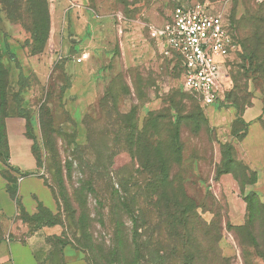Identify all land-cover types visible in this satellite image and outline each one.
<instances>
[{
    "label": "rangeland",
    "instance_id": "1",
    "mask_svg": "<svg viewBox=\"0 0 264 264\" xmlns=\"http://www.w3.org/2000/svg\"><path fill=\"white\" fill-rule=\"evenodd\" d=\"M200 1L243 40L246 12L264 5ZM178 2L88 0V20L63 32L52 30L49 0H0V123L26 118L44 179L57 164L68 194L84 200L72 196L76 223L65 227L54 195L48 210L63 237L39 240L40 264H64L65 248L88 264H264V79L235 52L221 100L204 106L185 91L180 60L163 57L146 29L168 21ZM82 50L90 52L82 64L93 75L90 102L65 71ZM254 104L259 138L254 129L246 136L242 118ZM159 154L168 175L157 191L143 162ZM23 223V235L38 229Z\"/></svg>",
    "mask_w": 264,
    "mask_h": 264
},
{
    "label": "crops",
    "instance_id": "2",
    "mask_svg": "<svg viewBox=\"0 0 264 264\" xmlns=\"http://www.w3.org/2000/svg\"><path fill=\"white\" fill-rule=\"evenodd\" d=\"M87 4L88 0H49L52 30L57 28L66 32L71 28L76 30L75 26H82L84 21L88 20L84 19V15L88 16ZM63 47L67 49L65 44ZM71 62L65 64V71L72 75L73 89L81 95L82 101L90 102L91 99L88 98L93 94V75L83 67L84 62ZM254 106L256 107H247L242 113V118L248 123L246 136L254 129L259 138V123L253 119L259 114L260 108L257 104ZM4 130L9 167L4 165L0 157V218L3 217L9 224L1 222L4 238L0 241V264H40L35 254L39 240L49 236H62L63 227L60 224L44 225L34 234H22L28 227L18 217L21 210L33 215L37 212L38 205L52 210L56 202L38 166L34 151L35 135L29 132L28 120L21 116L7 117L4 120ZM10 180L15 186V195L8 189L12 185ZM63 257L64 264H88L83 257H72L67 248L63 249Z\"/></svg>",
    "mask_w": 264,
    "mask_h": 264
},
{
    "label": "built area",
    "instance_id": "3",
    "mask_svg": "<svg viewBox=\"0 0 264 264\" xmlns=\"http://www.w3.org/2000/svg\"><path fill=\"white\" fill-rule=\"evenodd\" d=\"M146 29L163 57L175 55L180 60L185 91L204 106L223 98L231 84L226 62L239 44L236 32L221 12L212 11L205 1L180 0L168 21L148 23ZM89 57V52L83 50L72 59L83 63Z\"/></svg>",
    "mask_w": 264,
    "mask_h": 264
},
{
    "label": "trees",
    "instance_id": "4",
    "mask_svg": "<svg viewBox=\"0 0 264 264\" xmlns=\"http://www.w3.org/2000/svg\"><path fill=\"white\" fill-rule=\"evenodd\" d=\"M246 17L243 18L246 20V28L249 30L248 34L246 35V38L243 40L238 32L237 28L233 25L231 27L236 32V39L239 44V48L237 52L243 53L242 58H245L249 64L254 65V70L259 73V76L264 79V5L261 4L255 11L248 10L246 12ZM231 24V22H230ZM240 54V55H241ZM227 96V95H225ZM4 120L0 123V157L2 159V162L6 167L8 166V150H7V142H6V136H5V130H4ZM147 124L152 129H156L158 127V118L154 113H150L148 116ZM35 151V146H34ZM37 156V155H36ZM37 161L39 163L38 157ZM143 166H146L149 168V182L148 186L151 187L153 190H157L159 186L163 185L165 180H167V172L164 169H160V167H164V161L161 156V154L158 155L156 158H148L146 161L143 162ZM50 170L52 172V181L47 182L45 179V183L48 185V187L51 189L53 195L58 198L60 203L63 206L64 211L66 212V218H68L70 221H65V227L67 223L71 225V223H76V219L74 218L75 211L72 207V199L73 197L76 198V201L79 203V205H82L81 203L84 202L82 198H78V195L68 194L66 185L64 183V180L62 179V176L60 175V170H58L57 164H52L50 166ZM11 181V180H10ZM12 185L8 187L12 195H15V186ZM54 196V197H55ZM73 196V197H72ZM113 199V198H112ZM166 210H162V208L158 207L159 214L164 213ZM42 213H45L48 215L50 212L47 208L43 207L42 205H38L37 212L33 215H29L23 210L20 211L18 217L23 221L29 223L31 220L38 222L36 226L40 228L44 225H53V224H60L62 225L61 221L56 220L55 218L51 217V213L49 216H45ZM83 213H80L79 217L80 220L83 223ZM63 227V225H62ZM64 228V227H63ZM52 237H63L62 236H52ZM4 238V232L2 229V223L0 221V241Z\"/></svg>",
    "mask_w": 264,
    "mask_h": 264
}]
</instances>
